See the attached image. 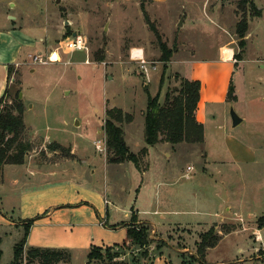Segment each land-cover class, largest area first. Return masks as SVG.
<instances>
[{
	"label": "rangeland",
	"instance_id": "obj_1",
	"mask_svg": "<svg viewBox=\"0 0 264 264\" xmlns=\"http://www.w3.org/2000/svg\"><path fill=\"white\" fill-rule=\"evenodd\" d=\"M239 22H247V36L254 32L244 45ZM152 25L174 52L168 63L160 60ZM1 29L33 43L22 45L17 61L22 63L9 64L0 105L23 103L25 136L34 144L27 157L58 169V181L98 188L106 216L108 210L123 218L140 209L151 223L150 242L117 247V264H264V230L263 239L254 233L264 227V0H0ZM74 33L86 39L81 50L65 48ZM223 45L226 59L234 49L231 64L220 60ZM137 49L144 63L133 57ZM53 51L59 53L56 61L48 59ZM38 55L43 59L34 60ZM183 78L202 83L198 118L204 142L149 146V97L160 92L163 103ZM230 87L233 100L227 98ZM112 107L133 115L122 129L132 152L148 147L140 161L146 170L132 161L109 162L114 155L108 146L97 150L98 141L107 145L104 121ZM232 110L243 119L236 126ZM228 202L245 220L216 227L221 217L215 213H227ZM9 228L0 227V264L12 263L24 235L23 228ZM211 230L222 231V239L200 259L199 243ZM125 237L107 231L92 246H120ZM26 249L20 264H27ZM90 250L70 249L65 264H87Z\"/></svg>",
	"mask_w": 264,
	"mask_h": 264
},
{
	"label": "crops",
	"instance_id": "obj_2",
	"mask_svg": "<svg viewBox=\"0 0 264 264\" xmlns=\"http://www.w3.org/2000/svg\"><path fill=\"white\" fill-rule=\"evenodd\" d=\"M11 31V29L0 30V98L5 94L8 85L9 64L22 63L17 62L18 56L24 47L22 45L27 43L24 38L22 39V36L16 38L21 41L18 42L12 35L13 33L18 34V32L11 33ZM253 33L249 31L248 40L252 38ZM27 44L30 46L33 43ZM226 49L223 45L220 60L230 63L234 60V49L229 48L232 51L229 59L224 56ZM203 102L204 97L201 92L196 112L199 122L198 112L200 104ZM8 167H11L10 176L6 178V168ZM59 174L58 169H55L51 164L40 166L33 163L29 157L24 164H7L4 167V181L0 184V227L23 228L25 233V221L37 218L30 228L26 242L27 247L89 250L92 245H100L98 238L107 231H115L125 234L127 237V224L130 223L133 212L137 216L138 223L151 224L149 220L141 218L142 211L140 209L132 210V212L126 211L123 214L124 219L115 210L112 212L108 210L106 216L98 196V188L87 186L82 181H58ZM107 200L105 199V201ZM232 206L231 202H228L225 207L227 213H215V216L221 217V221L216 223V227L231 223L227 220L236 219L241 222L245 220L242 213L234 211ZM110 219H112V223L108 224ZM234 230L236 229H232L231 232ZM263 230V226L257 227L254 233L259 234L263 239ZM219 233L222 235L223 232L219 231Z\"/></svg>",
	"mask_w": 264,
	"mask_h": 264
},
{
	"label": "trees",
	"instance_id": "obj_3",
	"mask_svg": "<svg viewBox=\"0 0 264 264\" xmlns=\"http://www.w3.org/2000/svg\"><path fill=\"white\" fill-rule=\"evenodd\" d=\"M145 7L144 1L141 2V8L146 12ZM152 30L159 41L160 60L165 63L170 62L174 52L161 42L160 32L154 25H152ZM237 33L240 37L241 45H244L245 37L248 33L247 22L238 23ZM239 57L241 56L239 55ZM11 70L9 68V77ZM164 81L165 78L163 76L161 84H164ZM201 90L202 83L200 80L183 78L179 88H174L165 93L163 103L160 101V92L154 97H149L145 112V139L149 146H154L161 141L172 144L182 141L204 142V124L199 122L196 116L201 99ZM234 92V87H230L227 95L228 100L236 98ZM4 95L0 98V105ZM132 120L133 115L119 107H112L107 110L104 121L107 146L114 155L109 162L132 161L140 170H146L140 161L148 155V147L143 148L139 154H136L130 150L124 137L122 123ZM26 129L24 105L20 100H17L11 107L0 108V184L4 181L5 165L24 164L28 153L34 148L32 140L25 136ZM54 145L59 146L56 143ZM36 219L25 221V233L14 247V259L11 264H20L19 261L23 257L30 228ZM127 227L126 242L120 246H92L87 264H117L114 261L120 255V252L116 250L117 247L120 248L123 245L129 246V248L131 246L143 247L150 242L149 224L138 223L134 212ZM232 229L225 233L231 232ZM221 237V234L212 230L203 235L198 247V257L200 259L205 257L207 250L215 247ZM26 259L27 264H65L71 261V256L67 249L27 247Z\"/></svg>",
	"mask_w": 264,
	"mask_h": 264
},
{
	"label": "built area",
	"instance_id": "obj_4",
	"mask_svg": "<svg viewBox=\"0 0 264 264\" xmlns=\"http://www.w3.org/2000/svg\"><path fill=\"white\" fill-rule=\"evenodd\" d=\"M86 44V39L80 35V34H75L73 35L71 38H69L66 42H65V48L67 50H71V51H74V50H81L84 48ZM132 55L133 57H135L137 60H140L142 63H144L145 61L143 60V53L140 49H137L135 51H132ZM34 60H42L43 57L41 55H38V56H34L33 58ZM48 59L50 61H56L59 59V53L58 52H51L49 55H48ZM146 69V68H145ZM147 71V69H146ZM96 147H97V150H99L100 152H103L106 150L107 148V145L105 142H102V141H98L96 143ZM193 168L192 167H188V170L191 171ZM189 174H187L188 176Z\"/></svg>",
	"mask_w": 264,
	"mask_h": 264
},
{
	"label": "water",
	"instance_id": "obj_5",
	"mask_svg": "<svg viewBox=\"0 0 264 264\" xmlns=\"http://www.w3.org/2000/svg\"><path fill=\"white\" fill-rule=\"evenodd\" d=\"M183 23H184V17H182L181 18V20L179 21V23H178V25L179 26H182L183 25ZM76 33H74V35H75ZM148 87V85H146V88ZM232 117H233V125L234 126H236V125H238L240 122H242V118L239 116V115H237V113L234 111V110H232Z\"/></svg>",
	"mask_w": 264,
	"mask_h": 264
}]
</instances>
